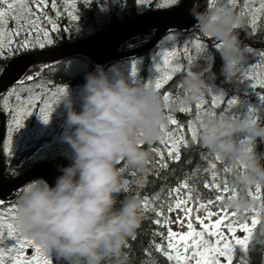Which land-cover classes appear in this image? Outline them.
Wrapping results in <instances>:
<instances>
[{
    "label": "clouds",
    "instance_id": "clouds-1",
    "mask_svg": "<svg viewBox=\"0 0 264 264\" xmlns=\"http://www.w3.org/2000/svg\"><path fill=\"white\" fill-rule=\"evenodd\" d=\"M195 28L220 46L222 70L234 74L246 58L238 29L246 14L221 3L190 9ZM211 65L200 60L183 73L179 93L165 101L152 80L126 75L119 64L96 65L81 88V110L70 91L62 101L67 110L63 138L73 151L55 185L36 178L22 186L15 223L20 232L42 245L59 264H126L124 249L143 220L142 201L125 195L128 168L147 172L152 153L144 145L159 141L166 123V107L185 108L199 103L211 88L206 75ZM213 77L215 73L212 74ZM246 113L208 109L199 112V138L232 168L234 190L220 201L223 209L246 219L258 206L249 195L264 185V121ZM250 245L264 248V222L253 230Z\"/></svg>",
    "mask_w": 264,
    "mask_h": 264
},
{
    "label": "trees",
    "instance_id": "trees-1",
    "mask_svg": "<svg viewBox=\"0 0 264 264\" xmlns=\"http://www.w3.org/2000/svg\"><path fill=\"white\" fill-rule=\"evenodd\" d=\"M180 2H182V0H178L174 5L168 6L163 5L162 0H150V2L146 4L145 9L141 10L138 0H90V2H85V0H76V9L73 10L65 3V0H59L62 12L60 16H56L55 10L51 9V7L48 9V14L52 18L53 22L58 25L59 31L51 33L52 43L47 44L45 48L89 39L90 37L116 25L127 24L135 21L144 12L173 8ZM245 2L246 0H238L239 10L243 11L247 17L246 24L242 28L238 29V31L242 44L246 46L245 60L248 66H257L256 73L260 74L264 72V69L259 67L260 65H264V57L260 56V53H264V10L262 11L260 19L253 23V20H251L252 11L249 10L250 8L245 9ZM198 3L199 0H190L188 8L192 9L197 6ZM66 10L75 11V13L80 16L79 20H72L69 15L65 14ZM169 37L176 39L177 48L180 51L178 58L180 62L185 65V69L184 71L177 72L172 79L160 89L163 97L167 94L169 95V101H171L179 93V81L181 80L183 73L188 69L187 58L183 55V49L187 45L192 51L194 49V47H192V42L196 39H200L206 45L207 51L212 59L211 69L206 73L211 83V87L215 86L224 91L226 93V101L236 98L246 99L258 104L257 110L254 113L255 118L264 121V88L259 87V85H257V87L254 86V83H256L254 80L247 84H239L232 79L231 74L224 72L222 70L224 62L220 53L216 50V47L213 44L216 42L215 40L206 37L195 27L188 31H183L176 30L173 26L167 35L162 38V41ZM148 41L149 39H141L139 37L132 38L125 41L121 45L120 49H134L142 46ZM249 49L251 51H249ZM38 50L41 49L34 48L27 52L21 51L13 53L11 56L7 54L6 50L5 56L0 57V76L2 75L3 68L6 64L15 57L29 52H36ZM152 50L138 56L125 57L122 59H133L136 57H141L143 59V65L136 80L141 82H146L148 80ZM79 56L88 60L85 55ZM69 60L70 58L51 63L44 62L33 64L19 81L27 80V77L35 76L36 73H40L39 77H36L35 82L45 85L53 92L56 88L64 87L77 90L78 93H81L80 89L83 84L78 82V79L85 73L92 72L95 69L96 64L85 71H76L65 65ZM89 62L90 64L94 63L91 61ZM115 62L116 61H110L106 63L105 66L108 67ZM213 73H215L214 77L212 75ZM18 82L10 87L8 91L16 87ZM32 84L33 82H28L29 87H31ZM7 92L2 93L0 96L6 95ZM203 98L205 101H208L205 107H211L217 111L226 110V104H221L216 107L211 105L212 95L209 90ZM197 104L185 107L184 109H187L185 111H182V108L173 109L166 107L165 111L167 120L164 124L165 128H163L161 138L159 141L150 146L144 145V147L149 148L152 153L146 173L137 169L128 168L126 163L122 162V166L126 169L125 178L129 181V187L128 192L122 193L120 199H123L125 195H137L142 201L143 215L140 227L137 229L135 235L128 240V246L124 249V252L126 253V264H172V262H170L155 247L156 244L165 243L163 237L158 236L155 233L163 232L166 235L167 228L163 224L156 225L153 223L157 217L155 212L151 210L152 208H156L158 210L163 208L165 217L169 220L171 212H168L167 208L168 205L176 199L175 195L169 196V192L172 189H175L187 182L193 190L192 200H190V203L195 212V202L197 199L202 203H206L209 200H216L218 192L212 188L205 187V184L213 183V173H215V183L223 184L227 181L230 185H232L230 182L232 170L230 172L225 171L226 167L231 168V166L220 156L219 159H217L218 154L212 153L200 141L199 127L196 121L198 111L196 108ZM0 111L8 118L11 116L9 111H4L2 109V105H0ZM170 116L177 121L176 125H173L170 122ZM190 126L195 127V140L192 138ZM175 130L183 135L184 140L187 141V145H180L179 161L170 160L166 154V146L160 143L162 138H166V133L168 134ZM3 144H5L4 141L0 145V157L5 161V163H8V165H5V173L10 177H14L16 174L12 171L10 163L12 157L9 156L10 154L7 153L6 150L5 152L3 151L5 146ZM154 148H159L161 151L165 152L163 159L167 161V167H160L161 161L152 150ZM257 151L264 152V141L257 142ZM47 162H55L57 164L67 166L71 163V159L63 153L49 152L44 159L26 160L22 164L20 170L21 172H24L36 165ZM213 164L215 165V168L212 167ZM251 190L255 193V188ZM186 191L187 190L180 188V192L178 193L180 199L185 198ZM19 193L20 191L15 190L8 197L0 199H3L6 204L16 203ZM145 197L149 198L148 209L143 208ZM155 197H158V199H154ZM256 201L258 202V205L264 203V185H261L260 199H257ZM195 214H198V212H195ZM260 219L261 222H264V213H261ZM231 255V264H264V248L259 246L253 248L250 243L247 250L243 249L239 245L233 244Z\"/></svg>",
    "mask_w": 264,
    "mask_h": 264
},
{
    "label": "snow or ice",
    "instance_id": "snow-or-ice-1",
    "mask_svg": "<svg viewBox=\"0 0 264 264\" xmlns=\"http://www.w3.org/2000/svg\"><path fill=\"white\" fill-rule=\"evenodd\" d=\"M90 2V0H85ZM150 0H138V3H149ZM177 0H162L163 5L175 4ZM221 3L227 6L234 7L237 0H220ZM65 3L73 10L76 9V0H65ZM217 0H209L210 5H215ZM55 10V15L62 14L59 0H0V57L6 54L11 56L13 53L21 51L27 52L34 48L43 49L47 44L52 43L51 33L59 31V27L53 22L48 14V9ZM247 8V0L245 2V9ZM264 10V0H262L261 8L254 11L259 12ZM65 14L69 15L74 21H78L80 16L75 11H67ZM9 20L15 27H8ZM255 23V18L253 19ZM169 39H174L169 37ZM215 47L220 45L217 42L213 43ZM192 47L195 48L197 54L206 49V45L200 40L196 39L192 42ZM249 51H251L249 49ZM180 51L176 47L170 49H163L160 52V60L157 64L159 75L152 81L158 89H161L172 77L177 73L184 71L185 65L178 61L177 57ZM183 55L187 58V65L190 67L195 57L191 54L190 48L186 45L183 49ZM264 57V53H260ZM48 67V66H45ZM255 65L248 67L243 71L244 78L255 80L254 86L264 88V72L257 74ZM264 69V65H260ZM137 72L136 65H133V75ZM35 76L27 77V80H21L17 86L7 92L6 95L0 96V105L4 111H9L11 114V125L9 130V153H11L12 134L19 128L23 127L25 120L34 112L38 111L41 119L48 122L54 111V105L57 104L64 94L68 91L67 88L59 87L53 92L45 85L36 83ZM33 82L32 86H28V82ZM211 91V89H209ZM165 101H169V95L165 94ZM39 102V103H38ZM208 101L201 100L197 105L196 121L199 119V112L205 109ZM238 100L233 98L225 101L223 95H214L211 98V105L213 107L221 104H226V111H231V107L236 105ZM182 111L187 109L182 108ZM203 110V111H204ZM254 113V109L250 115ZM173 125L177 121L169 117ZM165 128V125L162 126ZM192 131V138L196 139V130L194 126H190ZM161 144L166 146V154L170 160L179 161L180 159V145H187L183 135L179 139H174L172 136L160 140ZM160 158V167H167V161L163 159L165 152L159 148L152 149ZM219 159V155H217ZM215 168V165H212ZM232 169L226 167L225 171L230 172ZM215 173H213V183L205 184L206 188H212L218 192L216 200L221 201L225 193L234 190L235 186L230 185L227 181L223 184L214 182ZM180 188L186 191L185 198L180 199L178 193ZM22 190V189H21ZM192 189L187 182L179 187L172 189L169 196H176V199L168 205L167 211L172 212L176 209H182L184 219L178 217L176 223L183 224L187 220V231H174L170 227V221L165 217L163 208L151 210L155 212L157 219L153 221L156 225L163 224L167 228V234L163 232L155 233L163 237L164 244H156L155 247L160 251L172 264H221L220 258L225 257L227 264L232 262V247L233 244L241 246L247 250L252 239L253 230L261 222V213H264V203L251 209L254 213L252 217L251 226L247 223L238 224L237 213H229L223 209V215L220 213L207 212L205 217H201L195 212H198L202 207H208L213 201L209 200L206 203L200 202L198 199L195 202V212L193 207H188V202L192 200ZM261 185L255 187V193L250 189L249 195L254 199H260ZM154 199H158L155 197ZM149 207V198L145 197L143 204L144 209ZM17 215V204H6L3 199H0V244L3 243L4 238L11 237L15 239V244L8 248L0 247V264H53L52 258L48 256L45 248L30 239L16 226L15 218ZM213 216H218L216 220H212ZM163 218V219H162ZM208 220V223L205 220ZM199 226V227H197ZM246 233L243 238L236 236L237 229ZM228 233L226 235L225 233ZM231 237V239H229ZM28 249H35V254L29 255Z\"/></svg>",
    "mask_w": 264,
    "mask_h": 264
},
{
    "label": "water",
    "instance_id": "water-1",
    "mask_svg": "<svg viewBox=\"0 0 264 264\" xmlns=\"http://www.w3.org/2000/svg\"><path fill=\"white\" fill-rule=\"evenodd\" d=\"M190 0H182L173 8L144 12L137 20L127 24H119L86 40L58 45L51 48L29 52L15 57L3 68L0 76V95L7 92L36 63H51L58 60L86 55L91 62L101 65L110 61H118L125 57H134L152 50L174 26L176 30L188 31L196 24L195 18L188 8ZM209 4V0H199L201 10ZM134 37L150 38L144 45L120 51V46ZM7 132V116L0 111V145ZM65 165L47 162L36 165L14 177L5 173V164L0 157V198L8 197L13 191L36 178H44L54 186L57 177L62 174ZM54 264L59 262L52 256Z\"/></svg>",
    "mask_w": 264,
    "mask_h": 264
},
{
    "label": "rangeland",
    "instance_id": "rangeland-1",
    "mask_svg": "<svg viewBox=\"0 0 264 264\" xmlns=\"http://www.w3.org/2000/svg\"><path fill=\"white\" fill-rule=\"evenodd\" d=\"M178 1V0H177ZM181 3V2H180ZM179 3V4H180ZM261 3L262 0H248L247 2V8H250L249 10L252 11V16L251 20L255 18V21L259 20L262 14V11L256 12L254 11L255 9H260L261 8ZM146 4H140L139 7L141 10H144L146 7ZM177 4V5H179ZM169 5H174V4H169ZM168 5V6H169ZM210 5V4H209ZM176 6V5H175ZM239 10L238 6V0L236 2V5L233 7ZM8 27H15V25L9 20V24L7 25ZM136 38V37H134ZM148 39V38H146ZM150 41V38H149ZM148 41V42H149ZM147 43V42H146ZM144 45V44H143ZM158 46H155L153 50L151 51V63L149 65V76L148 80H154L158 75V69H157V64L160 60V52L163 49H170L172 47L177 48V41L176 39H169L166 38L163 41L161 40ZM121 47V46H120ZM122 49V48H121ZM120 51H124L121 50ZM127 50V49H126ZM39 51V50H38ZM191 54L195 57L193 62L200 60L201 66L207 68L208 65H211L212 59L207 51V48L197 54L195 48L191 51ZM86 56V55H85ZM178 61L180 62L179 58L177 57ZM192 62V64H193ZM98 65L100 64L99 62L91 63L89 60H86L84 57L79 56V57H74L70 58V60L65 64L67 67L69 66L70 68L76 70V71H85L86 69L92 67L93 65ZM106 63L103 65L105 66ZM113 64H119V66L124 70L126 75H130V78L137 79V76L139 74V71L143 65V59L141 57H136L133 59H125V60H118ZM112 64V65H113ZM136 65L137 72L135 75H133V65ZM191 64V65H192ZM101 65V64H100ZM111 66V65H110ZM249 66L246 62V60L241 62V65L238 67V70L235 71L234 74H231L232 79L239 83V84H247L250 81H252L250 78H244L243 77V71L247 69ZM189 68V66H188ZM255 81V80H254ZM210 94L212 97L214 95H223L226 101V93L219 89L218 87H211L210 88ZM71 93V96L74 101H76L75 107L77 111L81 110V93H78L77 90H73L71 88L68 89ZM81 90V89H80ZM63 97L61 100L54 105V111L51 115V118L48 122H44L38 111H34L24 122L23 127L19 128L16 132L12 134V143H11V153H9V130H10V125H11V116L9 117V124H8V131L6 132L7 138H6V152L9 153L11 159V168L12 171L18 175L21 172V166L22 164L29 159H35V160H41L44 159L49 152L53 153H63L67 155L70 159L73 156V151L68 143L65 142L63 138V133H64V127H65V120H66V115H67V110L65 108V104L62 101ZM203 100H205L203 98ZM231 100V99H229ZM238 103L234 106L231 107V111L235 113H246L249 109H254V113L257 110L258 104L248 101L246 99H237ZM228 101V100H227ZM220 106V105H219ZM227 106V105H226ZM205 109H213L211 107H205ZM226 109V107H225ZM204 109H201L203 111ZM214 110V109H213ZM226 111V110H225ZM168 136H172L174 139H179L181 134L175 130L173 132H170L167 134ZM18 190V189H17ZM16 190V191H17ZM226 195V194H225ZM224 195V196H225ZM183 199V198H181ZM188 207H191L190 201L188 202ZM223 208L221 206V203L219 200H214L211 205L208 207H202L200 211H198V215L201 217H205L207 215V212L211 211L213 213H220V215H223ZM231 213L230 211H228ZM246 219H239L238 218V224H243L247 223L249 226H251L252 222V217L254 215L253 212L246 213ZM178 217L180 219H184V213L182 209H176L171 212L169 221H170V227L174 231H187V220H184L183 224H178L176 223ZM218 216H213L212 220H216ZM206 223H208V220H205ZM228 235L227 233H225ZM246 235L245 232L240 230L239 228L237 229L236 236L238 238H243ZM229 239H231L229 237ZM15 239L11 237H5L4 241L2 244H0V247L8 248L11 245L15 244ZM29 255L35 254V249H28ZM48 256L52 258V255L48 253ZM221 264H226V258L221 257L220 258Z\"/></svg>",
    "mask_w": 264,
    "mask_h": 264
},
{
    "label": "flooded vegetation",
    "instance_id": "flooded-vegetation-1",
    "mask_svg": "<svg viewBox=\"0 0 264 264\" xmlns=\"http://www.w3.org/2000/svg\"><path fill=\"white\" fill-rule=\"evenodd\" d=\"M108 63V62H107ZM88 73H85L83 76H81L79 79H78V82H80L81 84H85V82H86V75H87ZM67 89H69V88H67ZM39 103V102H38ZM10 117V116H9ZM8 118V117H7ZM9 118L7 119V131H8V124H9ZM6 138H7V134H6V136H5V140H4V142L6 141ZM6 143V142H5ZM3 145H5V144H3ZM4 152H5V146H4V150H3ZM4 161V160H3ZM4 164L6 165H8V163H5V161H4ZM22 188V187H21ZM21 188L20 189H18L17 191H21ZM53 261V260H52ZM54 264V263H53Z\"/></svg>",
    "mask_w": 264,
    "mask_h": 264
}]
</instances>
